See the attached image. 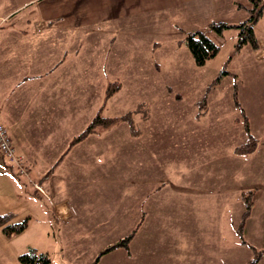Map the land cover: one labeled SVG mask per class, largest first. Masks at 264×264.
I'll use <instances>...</instances> for the list:
<instances>
[{
    "label": "rangeland",
    "instance_id": "rangeland-1",
    "mask_svg": "<svg viewBox=\"0 0 264 264\" xmlns=\"http://www.w3.org/2000/svg\"><path fill=\"white\" fill-rule=\"evenodd\" d=\"M134 5L133 0H126L125 15L118 21L123 33L116 40L125 47L133 45L140 58L128 60L116 55L109 62L107 77L97 81L100 84L108 79V84L119 82L122 86L107 102L103 116L117 118L133 112L134 127L122 121L110 128L115 129L111 133L100 128L95 133H105V137L91 139L94 143L89 141L79 152L71 181H60L57 187L77 213L68 222L47 221L42 203L31 198L44 200L48 206L51 198L40 199L34 194V175L19 180L13 167L3 160L8 166L7 176L0 174V211L13 213L8 224L29 218V227L13 238L6 237L0 227V264H20L19 256L32 248L47 254L50 264H95L108 245L127 236L126 228H116L122 221H113L108 215L117 214L122 199L128 198L131 203L133 198L140 201L136 220L140 212L146 214L133 242L137 248L160 244L167 231L186 226L228 237L237 232L244 210L241 195L234 197V193L250 186L255 208L244 229L250 238H244L254 242L263 234L264 47L254 51L248 45L236 52L237 30H227L225 37H220L210 29L212 23L236 19V11L230 7L219 13L205 12L196 19L186 11L165 12L157 0L147 3L152 9L148 12L138 13ZM196 28L220 46L218 56L204 67L195 65L185 44L187 31ZM255 32L264 43V15ZM104 36L108 35L93 32L94 40ZM155 42L158 50L150 54V43ZM219 78L220 83L214 84ZM105 85L94 92L91 110L102 107ZM235 90L247 112L251 133L259 142L254 152L239 157L235 149L248 136L243 125L235 122L240 117L234 104ZM205 97L206 107L201 111ZM102 146L108 147V153L102 162L96 161ZM132 214L131 210V218ZM259 252L254 250V257ZM117 256H101L98 264H117Z\"/></svg>",
    "mask_w": 264,
    "mask_h": 264
},
{
    "label": "crops",
    "instance_id": "crops-1",
    "mask_svg": "<svg viewBox=\"0 0 264 264\" xmlns=\"http://www.w3.org/2000/svg\"><path fill=\"white\" fill-rule=\"evenodd\" d=\"M151 1L133 0L138 13L151 11L147 7ZM157 1L164 6L165 12L186 11L197 16L196 19L205 12L219 13L223 7L233 8L237 16L233 21L219 22L237 25L248 19L242 14L246 11L236 7L246 4L243 3L246 0ZM125 3L126 0H0V123L8 129L17 156L27 166L31 178L34 175L33 182L52 196L50 206L44 200L31 198L42 203L47 221L52 218L56 222H68L76 217L71 201L64 192L58 193L57 187L60 181H71V171L77 167L82 148L90 144L89 141L94 143L91 139L99 141L106 135L92 134L61 159L71 141L85 130L101 108L96 106L91 110L94 92L103 84L108 87L109 82L107 79L98 84V79L107 77L109 62L116 55L128 60L140 58L133 45L126 44L125 47L124 42L116 40L119 33H123L118 21L125 15ZM94 30H99L100 36H108L94 40ZM196 31L200 29L187 32ZM258 40L262 51L264 43ZM155 47H159L158 42L150 43L148 52L155 54L158 50ZM112 131L115 129L107 133ZM105 153H108V147L102 146L96 161H101ZM0 165H3L0 174L7 176V165L2 156ZM249 190L252 186L239 188L234 197ZM38 196L44 198L41 193ZM136 206L139 212L140 201L136 198L132 203L130 198L122 199L118 213L108 215L113 221H122L116 223V228H126L127 236L135 222L136 226L146 220L144 212L139 213V220L135 219ZM131 210L134 220L130 216ZM0 212V216H13L8 210ZM253 216L249 217L248 225ZM247 232L244 231L243 239H240L236 231L227 237L219 232L206 234L204 229L186 226L167 231L160 244L138 245L137 248L133 245L135 236L128 249L117 248L105 255L117 253V264H248L257 250L263 252L259 264H264V231L255 243L245 239L250 238ZM206 237L212 239L206 240ZM114 244L108 245L109 248Z\"/></svg>",
    "mask_w": 264,
    "mask_h": 264
},
{
    "label": "trees",
    "instance_id": "trees-1",
    "mask_svg": "<svg viewBox=\"0 0 264 264\" xmlns=\"http://www.w3.org/2000/svg\"><path fill=\"white\" fill-rule=\"evenodd\" d=\"M237 8L244 9L249 14V17L246 21L237 25H231L223 22L212 23L210 29L219 36H222L227 30L235 29L238 31V39L235 45L236 52H240L241 50H243L244 47L248 45H250L254 51H258L260 49V43L256 35L255 29L264 15V0H248L246 4H238ZM185 44L188 47L194 59V63L197 67H204L209 61L216 58L220 52V46L202 31L189 33L185 39ZM220 81L221 78H219L214 84H219ZM121 87L122 86L119 82L110 83L108 85L104 103L98 111L97 115L87 125L85 130L71 141L68 149L65 151L61 159L65 158L78 144L84 142L100 128L103 130H108L122 121H127L131 124L132 128L134 127V123L132 121L133 112H130L122 117L117 118H109L103 116V111L107 105V102L117 92L121 90ZM206 102L207 98L205 97L202 100V107H200L201 111L205 109ZM234 104L240 112V117L237 118L235 122L241 123L243 125L248 136L247 141L235 149V153L239 155H248L258 148L259 142L256 137L251 133L249 118L239 101V98L237 96V90H235L234 93ZM34 194L38 195V193L36 192ZM253 195V191L243 192L241 194V198L244 202V210L242 212L241 220L237 228L238 235L241 239H243L246 223L249 217L251 216L255 205ZM9 218L10 217L8 215L0 216V227L6 237L13 238L17 235L24 233L28 229L29 218L23 221L22 223L8 224L7 222ZM140 227L141 223H139L137 227L128 236L119 241L116 245L104 250L101 253L100 257L120 247L128 249L131 241L137 234ZM100 257L98 258L96 263L99 261ZM262 257L263 252H259L248 264H259L262 260ZM18 260L20 264L51 263V259L47 254L40 253L37 249L34 248L20 255Z\"/></svg>",
    "mask_w": 264,
    "mask_h": 264
},
{
    "label": "built area",
    "instance_id": "built-area-1",
    "mask_svg": "<svg viewBox=\"0 0 264 264\" xmlns=\"http://www.w3.org/2000/svg\"><path fill=\"white\" fill-rule=\"evenodd\" d=\"M0 155L7 161L9 167L15 172L17 178L23 176H28L27 167L24 165L23 160L17 156L16 149L13 145L12 138L9 134L8 129L5 125L0 123ZM35 189L37 192L41 193L43 196L50 198L48 193L38 184H35Z\"/></svg>",
    "mask_w": 264,
    "mask_h": 264
}]
</instances>
